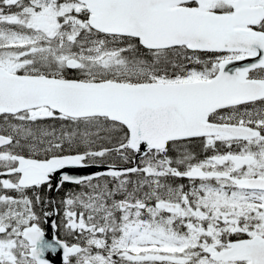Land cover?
<instances>
[{
    "label": "snow or ice",
    "instance_id": "6c2138e0",
    "mask_svg": "<svg viewBox=\"0 0 264 264\" xmlns=\"http://www.w3.org/2000/svg\"><path fill=\"white\" fill-rule=\"evenodd\" d=\"M0 177V264H264V0H0Z\"/></svg>",
    "mask_w": 264,
    "mask_h": 264
},
{
    "label": "flooded vegetation",
    "instance_id": "af4514ba",
    "mask_svg": "<svg viewBox=\"0 0 264 264\" xmlns=\"http://www.w3.org/2000/svg\"><path fill=\"white\" fill-rule=\"evenodd\" d=\"M1 179V177H0ZM53 189L51 191H49L47 189V187H44L41 191H40V195L42 197H44L45 200L47 201H51V203H47L46 205L43 206V211H52L55 215L56 218V222L58 225V229H57V236H59L61 239H69L71 240V236L66 233L65 228L63 226V220H64V216H63V211H64V206L61 204V201L65 198V193L68 190H72V188H70V184L66 183L63 188H61L59 191H57L54 188L55 182L53 180ZM175 183L180 184V183H184L187 184L188 181L187 180H181V179H175ZM54 192V193H53ZM30 196L32 195L31 192L28 193ZM58 210V211H57ZM45 218L44 216H42V223H43V227L45 225Z\"/></svg>",
    "mask_w": 264,
    "mask_h": 264
},
{
    "label": "water",
    "instance_id": "95a60500",
    "mask_svg": "<svg viewBox=\"0 0 264 264\" xmlns=\"http://www.w3.org/2000/svg\"><path fill=\"white\" fill-rule=\"evenodd\" d=\"M96 170H100V169H84V170H81L79 174H85V173L93 172V171H96ZM59 175H60V174L57 173L55 177H59ZM50 235H51V234H47L48 238H49ZM50 238H51V236H50ZM50 255H52V254L50 253V254L47 255V258H48V260H49V263H50L51 258H52V257H50ZM52 256H53V255H52ZM53 257H54V256H53Z\"/></svg>",
    "mask_w": 264,
    "mask_h": 264
},
{
    "label": "trees",
    "instance_id": "16d2710c",
    "mask_svg": "<svg viewBox=\"0 0 264 264\" xmlns=\"http://www.w3.org/2000/svg\"><path fill=\"white\" fill-rule=\"evenodd\" d=\"M193 147H195V146H193ZM197 148H198V147H197ZM200 151H202V150H201V149H197V152H198V153H201Z\"/></svg>",
    "mask_w": 264,
    "mask_h": 264
}]
</instances>
